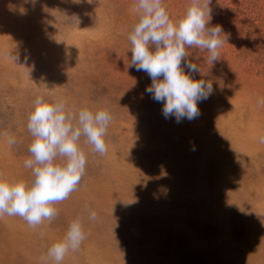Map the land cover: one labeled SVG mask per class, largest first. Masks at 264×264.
Instances as JSON below:
<instances>
[{
	"label": "rangeland",
	"instance_id": "1",
	"mask_svg": "<svg viewBox=\"0 0 264 264\" xmlns=\"http://www.w3.org/2000/svg\"><path fill=\"white\" fill-rule=\"evenodd\" d=\"M134 3L0 0V133L17 141L0 135V173L31 178L37 95L113 117L104 155L82 138L85 174L52 222L0 218V264H41L78 217L86 239L62 264H264V0H212L211 23L228 36L220 60L199 49L189 59L214 92L179 123L128 67ZM163 4L175 19L187 0Z\"/></svg>",
	"mask_w": 264,
	"mask_h": 264
},
{
	"label": "clouds",
	"instance_id": "2",
	"mask_svg": "<svg viewBox=\"0 0 264 264\" xmlns=\"http://www.w3.org/2000/svg\"><path fill=\"white\" fill-rule=\"evenodd\" d=\"M91 2V0H89ZM212 0H187L185 9L173 19L163 0H135V18L127 39L131 59L128 67L146 73L151 84L145 92L162 104V114L177 123L192 121L200 115L198 104L214 92L213 83L195 79L201 74L189 50L208 53L213 65L220 60V51L228 36L220 25H212ZM264 106V98L257 97ZM113 117L107 110L95 112L82 108L78 113L66 110L64 101L49 103L37 95L28 116L27 129L31 135L28 147L30 158L24 167L31 172L28 180L0 173V218L20 217L33 229L58 215L55 204L68 199L77 190L86 169V155L81 141L94 152H107L105 136ZM9 147L17 141L8 132ZM264 143V135L259 137ZM194 150V149H193ZM87 207V206H86ZM97 213L90 211L95 221ZM86 239L80 218L73 220L63 237L47 248L40 257L41 264H62L69 252L79 250Z\"/></svg>",
	"mask_w": 264,
	"mask_h": 264
}]
</instances>
